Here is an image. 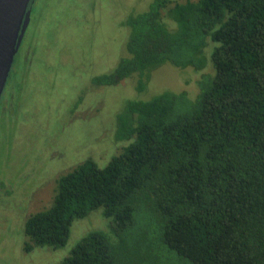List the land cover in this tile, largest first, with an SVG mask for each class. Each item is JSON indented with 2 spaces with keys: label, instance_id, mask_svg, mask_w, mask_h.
<instances>
[{
  "label": "trees",
  "instance_id": "16d2710c",
  "mask_svg": "<svg viewBox=\"0 0 264 264\" xmlns=\"http://www.w3.org/2000/svg\"><path fill=\"white\" fill-rule=\"evenodd\" d=\"M124 25L126 55L95 85L138 75L143 91L169 62L201 72L197 93L127 100L120 149L59 176L50 206L25 220V251L65 246L102 208L109 228L57 264H264V0H154Z\"/></svg>",
  "mask_w": 264,
  "mask_h": 264
},
{
  "label": "rangeland",
  "instance_id": "374dc122",
  "mask_svg": "<svg viewBox=\"0 0 264 264\" xmlns=\"http://www.w3.org/2000/svg\"><path fill=\"white\" fill-rule=\"evenodd\" d=\"M33 1L24 51L14 59L0 106V264H57L87 232L107 230L111 219L99 208L72 223L65 246L24 248L25 220L50 206L59 176L88 158L105 166L120 149L116 117L127 100L166 90L192 97L201 75L168 62L150 73L143 91L138 75L95 85L126 55L127 16L154 0ZM210 52L208 46V61Z\"/></svg>",
  "mask_w": 264,
  "mask_h": 264
},
{
  "label": "water",
  "instance_id": "95a60500",
  "mask_svg": "<svg viewBox=\"0 0 264 264\" xmlns=\"http://www.w3.org/2000/svg\"><path fill=\"white\" fill-rule=\"evenodd\" d=\"M32 0H0V98L30 21Z\"/></svg>",
  "mask_w": 264,
  "mask_h": 264
},
{
  "label": "flooded vegetation",
  "instance_id": "af4514ba",
  "mask_svg": "<svg viewBox=\"0 0 264 264\" xmlns=\"http://www.w3.org/2000/svg\"><path fill=\"white\" fill-rule=\"evenodd\" d=\"M30 8H31V19H32V13H33V10H34V1L32 0V2H31V4H30ZM30 22V21H29ZM29 25V24H28ZM28 27V26H27ZM30 27V26H29ZM28 27V28H29ZM27 34H28V30H27V32H26ZM24 39H23V41L21 42V45H20V47H19V49H18V51H17V53H16V55H18V54H20V53H22L23 51H24V47H23V51H22V46L24 45ZM29 49H27V51H25V53H26V55H25V53H24V55L26 56V60L24 59V61L26 62L27 61V58H28V53H29ZM20 56V55H19ZM16 57V56H15ZM23 58H24V56H23ZM22 61H23V59H22ZM14 63V62H13ZM29 64V63H28ZM13 66V65H12ZM7 83V82H6ZM6 86V85H5ZM4 91H5V88H4ZM4 91H3V93H2V95H1V98H0V106L2 107L3 106V96H4Z\"/></svg>",
  "mask_w": 264,
  "mask_h": 264
}]
</instances>
